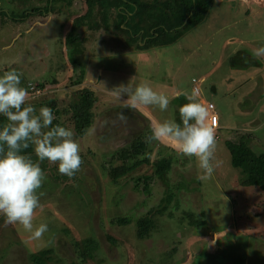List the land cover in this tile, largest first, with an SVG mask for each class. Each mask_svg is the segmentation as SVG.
<instances>
[{"label":"rangeland","instance_id":"374dc122","mask_svg":"<svg viewBox=\"0 0 264 264\" xmlns=\"http://www.w3.org/2000/svg\"><path fill=\"white\" fill-rule=\"evenodd\" d=\"M26 1L38 3L39 0ZM21 2L31 6L24 0H17L12 10L21 11ZM253 2L252 15H257L258 1ZM215 3L209 17L186 32L178 43L151 49L146 68L144 51H132L120 42L122 38L118 39L116 34L104 28L93 30L78 25L77 19L88 10L85 0H65L61 9L54 8L48 12L44 11V3L40 2L41 10L30 11L29 15L20 19L8 13L11 8H3L6 13H0V76L14 68L22 73L21 87L29 82L35 85L45 83L39 95L27 89L25 106H33L38 114L42 107L40 102L57 98L60 104H64L85 86L96 89L98 102L87 121L75 126V129L70 128L80 146L83 160L80 171L69 178L51 168L58 165L43 162L47 166L46 170H42L46 179L38 190L41 206L34 213L33 225L35 228L42 223L47 224L48 231L41 239H33L21 225L7 224L0 215V234H3L0 256L4 254L2 249L14 239L30 253L54 248L57 258L73 263L75 252L67 251V248L71 249V241L97 236L102 245L99 256L106 257V263L138 264L135 247L137 245L144 251V243L135 236L136 222L121 228L112 225L111 220L127 216L130 211L135 213L134 209L143 201L144 210L136 211V216L163 203L168 187L159 177L147 200L145 194L133 189V180L159 171L160 166H164L168 169L169 183L177 185L183 180L190 189L181 191L180 202L177 204L171 200L166 212L159 215L162 228L146 241L150 249L148 257L153 259L148 261L144 257L142 264H200L202 259L208 262L205 255L200 257L201 251L208 249L213 252L220 247L227 251L225 257L222 253L218 255L219 261L228 258L227 264H264V193H260L258 188L240 185L244 175L242 169L233 165L226 143L228 140L238 142L244 139L256 154L264 153V56L256 58L261 66L248 65L242 72H237L230 63L238 50L244 49L252 55L253 50L264 47V9L250 21L246 15L248 4L244 3L240 8L241 2L237 0H216ZM76 36L79 39L75 40ZM82 69L85 75H81ZM133 76L134 85L143 83L158 93H169L166 95L170 101L166 111L154 106L137 107L146 115L150 114L146 108L156 115L151 114L146 119V127H149L146 135L151 134L153 125L166 120L175 121L177 117L176 104L170 96V79L183 94H190L194 86H200L198 102L202 98L203 105L210 101L215 104L221 128L215 132L219 140L216 139L212 161L214 172L210 179L203 180L202 185L211 193L210 199H228L230 197L225 192L231 193V199L237 200L240 206L239 209L234 208L238 213L233 214L234 218L238 219L243 212L252 213L250 217L244 214L239 218L242 219L241 225L217 228L212 234L206 232L199 235L195 233L196 228L191 233L185 232L189 220L179 221L184 213L192 210L200 215L204 207L199 190L194 188L199 187L196 179L200 170L195 158L178 156L170 141H153L154 149L146 164L118 179L110 176L104 167L105 158L115 152L118 144L129 142L133 131L116 128L119 121L113 122V110L117 106L123 107V104L110 91L122 83L127 85ZM202 77L203 82L199 83ZM193 78L198 83L193 82ZM215 87L216 91L213 90ZM125 115L128 118L129 115ZM143 120L140 118L137 123L144 126ZM129 121L127 119L124 124ZM109 124L115 126L113 132L108 129ZM113 163L119 161L114 160ZM256 198L260 200L255 201ZM225 201L220 202L221 212L214 218L216 225L226 223L230 216ZM258 213L260 216H257ZM181 230L186 235L179 237ZM107 235L117 238L115 243ZM168 245L173 256L166 253ZM213 258L217 262V257ZM2 259L0 257V262Z\"/></svg>","mask_w":264,"mask_h":264},{"label":"trees","instance_id":"16d2710c","mask_svg":"<svg viewBox=\"0 0 264 264\" xmlns=\"http://www.w3.org/2000/svg\"><path fill=\"white\" fill-rule=\"evenodd\" d=\"M35 1L36 0H34V2ZM64 1L65 0H39L38 3H33L24 0V2L31 6H26L21 2L19 6H22V10L14 11L12 8H14L17 0H0V13L2 12L1 14L3 15L6 13L3 9L4 7L8 9L11 8L10 10H7L8 13L11 16H14L15 19H20L29 15L30 11L37 12L41 10L40 2L41 4L44 3V11L48 12L49 10L53 11L54 8L55 10L61 9V5ZM237 1L241 2V4H239L240 8L244 3L248 4L246 10L247 17L251 20L254 19L253 17L257 18L256 15H252L254 9L252 8L253 5H251V3L255 4L253 0ZM260 1L262 2V0ZM85 2L88 6V10L84 15L79 16L77 19L78 25L93 30L104 28L106 31L116 34L118 39L121 40L122 38V41L120 42H123L125 46L132 51H144V68H146V60L151 57V49L178 43L180 38L184 36L186 32L200 24L202 21H205L206 17L211 14L216 4V0H85ZM51 3L52 7L49 8ZM98 18L100 21H98ZM77 39H79L78 36H76L75 40ZM142 52L139 53L141 56L140 58L143 57ZM72 61L76 64V60L73 59ZM230 63L233 67L240 69H246L248 65H254L257 67L261 66L260 60L253 58V56L244 49L239 50L234 56H232ZM140 67L142 68V66ZM81 73V75H85V70L82 69ZM80 80L81 79H79V81ZM44 84L45 83H40L39 85H36V87L44 89ZM23 87L29 90L28 85L25 84ZM170 96L172 102L176 104L177 108L175 122L180 123L179 108L183 104L188 103V100L182 92ZM97 102L98 93L96 89L91 86H85L78 89L75 96L64 104H60V101H58L57 98H51L40 102L39 105L42 107L47 106L52 109L55 117L52 126L60 125L67 129H70L72 126V128L75 129V126L78 127V125H81L88 120L89 114ZM147 110L156 117V115L149 109ZM113 111L114 113L112 117H116L118 112L124 111L125 114L129 115L128 119L130 120L128 124L119 122V125H116V128L122 127L123 129L128 128L131 129V131L133 130L129 135L131 138L130 141L118 144L115 148V152L110 153L108 158H105L104 160V167L108 169L110 176H112L113 179H118L143 164H146L149 161L148 159L154 148L152 143L146 144L144 142V138L147 136L145 133L149 128L146 127L145 124L146 119L149 117L146 113L139 109L128 110L121 106H117ZM65 116L67 117L66 120L62 121V118ZM140 118H144V126L137 123ZM6 123V117L0 115V129H2ZM107 127L112 132L115 129V126L111 124L107 125ZM216 139L219 140V135ZM226 143L232 154L233 165L242 169L241 173L244 175V178H241L240 185L246 188H258L260 193H264V153L256 154L244 139L238 142L228 140ZM21 154L29 156L33 162L40 163L42 170L47 169L45 163L38 161L33 146L30 145L29 148L23 150ZM191 159H194V157ZM114 160L119 161V163L114 164ZM51 168L58 171V166ZM167 171L168 169L166 167L160 166L159 171L140 175L133 180V189L139 191L143 195L145 194V200H147V198L152 195L153 187L157 182V177H159L166 187H168L163 203L152 207L144 214L136 216V211L140 212L144 210L142 206L144 205L143 201L134 209L135 213L133 212L132 214L130 211L131 213L129 212V215L127 216H119L111 220L112 225L122 226L121 228H124V226L133 221L136 222L137 230L135 236L138 240H143L142 243H144V251L137 245L135 247L137 255L136 260L138 261L136 263L138 264H142V262L144 263V257H146L148 261L152 257H148L150 249L148 244H146V241L160 232L162 226L159 215L166 212L171 200H175L177 204L180 202L181 191L184 189L189 191L190 189L188 183L183 180L177 185L169 183ZM196 181L198 182L199 187L194 188L199 190V198L204 202V207L200 215L192 210L184 213L179 221L182 223L183 220H189V224L185 225V232L191 233L193 228H196L195 233L199 235L206 232L212 234L217 228L228 227L232 224L241 225L242 219L239 218L244 216V214L249 217L252 216V213L243 212L238 219L234 218L233 214H238L235 212L234 208L239 209L240 206L237 200L231 199V193L227 191L225 192V194L230 197L228 199L216 197L210 199L209 194L211 193L205 190V187L202 185L203 180L196 179ZM225 200L228 204L227 209L230 216L227 218L226 223L216 225L214 218L221 212L220 202ZM259 200L260 198H256L255 201ZM257 216H260V213H258ZM121 232L122 231L120 230L119 233ZM185 232L184 230L179 231L178 236L181 237L186 235ZM2 235L3 234H0L1 244H3ZM107 237L113 243H115V240L117 239L112 235H107ZM247 243H249V241H247ZM7 245V248L2 249L4 254H1L0 256L3 257L0 264H85L89 261H93L95 264H108L106 263V261H108L106 257L101 258L99 256V250L102 248V245L97 236H91L80 241H71V249L69 250L67 248V251L75 252V262L73 263H68L63 258H57L54 255V248L30 253L25 247L21 248L22 244L20 241L13 239L10 240ZM245 246H247V244ZM9 250L10 254L8 255ZM151 250L154 252L152 248ZM166 250V253L173 256V251L169 245L166 247ZM226 251L225 248L222 249L221 247L213 252H210L208 249L203 250L200 252V257L202 258L205 255L208 258V262L202 259L200 264H227L229 262L228 258H225L226 260L223 261L218 260V255L222 253L225 257ZM214 256L217 257V262L214 261ZM152 259L153 258H151V260Z\"/></svg>","mask_w":264,"mask_h":264},{"label":"clouds","instance_id":"9594fccd","mask_svg":"<svg viewBox=\"0 0 264 264\" xmlns=\"http://www.w3.org/2000/svg\"><path fill=\"white\" fill-rule=\"evenodd\" d=\"M252 56H264V47L253 50ZM21 76L14 68L0 76V115L7 119L0 129V215L5 223L19 224L33 239H41L48 226L42 223L34 228L33 217L41 206L38 190L46 177L40 163L33 162L22 151L33 146L39 162L58 165V172L69 178L80 171L83 160L73 132L60 125L52 126L55 117L50 107H41L37 114L33 106H25L28 91L20 86ZM134 80L135 76L127 85L122 83L110 91L125 109L154 106L167 110L170 101L166 95L147 84L134 85ZM184 95L188 103L179 108L180 123L166 120L153 125L144 142L170 141L178 156L195 158L200 170L197 179L208 180L214 172L216 147L214 128L207 123L209 109L198 102V91ZM127 119L121 111L113 122L126 123Z\"/></svg>","mask_w":264,"mask_h":264},{"label":"built area","instance_id":"2783aa9c","mask_svg":"<svg viewBox=\"0 0 264 264\" xmlns=\"http://www.w3.org/2000/svg\"><path fill=\"white\" fill-rule=\"evenodd\" d=\"M29 91L36 93V94H41L42 90L40 88H37L33 82H29L28 84ZM194 90L198 91L196 86H194ZM207 108L209 109V119H208V124L214 128V131L216 132V129L220 127V120L218 114L215 112L216 106L213 102L207 103Z\"/></svg>","mask_w":264,"mask_h":264},{"label":"crops","instance_id":"0c3cea01","mask_svg":"<svg viewBox=\"0 0 264 264\" xmlns=\"http://www.w3.org/2000/svg\"><path fill=\"white\" fill-rule=\"evenodd\" d=\"M253 1H258V3H260L259 5L256 4L258 10H257L255 13L257 14L256 16L258 17V16L260 15V12L264 9V0H262V2H261L260 0H253ZM208 17H209V16H208ZM208 17H207V18H208ZM262 18H264V11H263V16H262ZM250 21H251V19H250ZM220 28H221V27H220ZM238 51H239V50H238ZM238 51H237V52H238ZM237 52H236V53H237ZM150 54H151V53H150ZM232 67H233V66H232ZM6 69H8V68H6ZM233 69H237V70H238L237 72H242V69H240V68H235V67H233ZM203 79H204L203 77L200 78L199 83L203 82ZM172 80H173V79H172ZM175 81H176V80H175ZM169 82H171L170 85L172 86V87H171V93H172V94L170 93V95H173V96H174V95L179 94L180 90L177 88V85L174 84L173 81H171V79H170ZM193 82L198 83V81H196L194 78H193ZM196 87H197V89L199 90V95H200V94H201V88H200V86H197V85H196ZM192 90H194V88H193ZM213 90L216 91V90H217L216 87L213 88ZM173 91H174V92H173ZM163 93H165V92H163ZM231 93H232V92H231ZM165 95H169V93L166 92ZM199 95H198V96H199ZM199 98H200V97H199ZM197 99H198V98H197ZM201 99H202V98H201ZM201 99L199 100V102H200V103H203L204 99H202V101H201ZM205 103H206V102H205ZM205 106H207V105H205ZM146 110H147V109H146ZM147 111H148V110H147ZM148 112H149V111H148ZM149 113H150V112H149ZM209 113H210V112H209ZM148 116H151V113H150ZM157 118H158V117H157ZM207 123H208V121H207ZM219 128H221V125H220ZM219 128H217L216 131H217ZM218 133H219V132H218Z\"/></svg>","mask_w":264,"mask_h":264}]
</instances>
